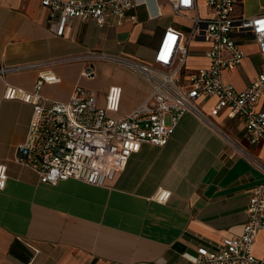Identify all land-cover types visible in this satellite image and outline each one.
<instances>
[{
	"label": "crops",
	"instance_id": "crops-1",
	"mask_svg": "<svg viewBox=\"0 0 264 264\" xmlns=\"http://www.w3.org/2000/svg\"><path fill=\"white\" fill-rule=\"evenodd\" d=\"M139 3L119 21L97 25L92 19H71L64 35L55 36L39 0H0V66L86 55L91 52L152 64L163 31L188 34L195 15L209 17L204 0L175 14L168 0ZM234 15L264 13V0H242ZM241 63L225 71L224 81L237 90L256 77L262 57L255 42L240 37ZM209 43L188 45L186 65L206 66ZM91 66L93 77L83 76ZM60 77L41 93L67 101L76 85L95 93L98 103L112 85L122 88L117 115H126L145 101L149 83L139 73L110 60H76L42 65ZM37 69L0 75V163L8 178L0 189V264H191L183 253L212 246L242 233L252 189L264 181V144H251L238 118L222 111L209 115L215 98L199 100L211 124L194 114L182 115L163 146L142 144L125 169L106 185L69 178L55 185L40 182L13 159L27 135L33 107L5 99L6 85L32 91ZM259 106L264 108V97ZM159 189L170 191L165 202ZM253 252L264 256V233Z\"/></svg>",
	"mask_w": 264,
	"mask_h": 264
},
{
	"label": "built area",
	"instance_id": "built-area-1",
	"mask_svg": "<svg viewBox=\"0 0 264 264\" xmlns=\"http://www.w3.org/2000/svg\"><path fill=\"white\" fill-rule=\"evenodd\" d=\"M175 14L196 8L195 0H168ZM242 0H204L209 17L191 18L188 34L166 28L154 50L152 64L91 52L86 55L32 62L14 67L0 66V75L9 71L37 69L32 91L6 85L5 99H18L33 107L25 140L17 145L14 161L32 170L40 182L55 185L69 178L103 186L121 173L129 157L142 144L163 146L182 115L194 114L211 124L199 106V100L215 98L209 115L222 111L230 119L238 118L251 144H264V13L253 16L234 15ZM47 11V24L58 37L64 35L71 19H92L99 26L117 23L134 9L137 0H39ZM255 42L262 57L260 69L250 85L237 90L224 81L225 71L235 69L244 57L238 38ZM209 43L208 64L190 69L186 65L188 45L192 40ZM86 59L110 60L132 69L149 83L145 101L126 115L117 113L122 88L110 86L104 104L95 93L76 85L67 101H57L41 93L44 84H56L60 77L41 69L42 65ZM93 77L91 66L82 73ZM8 178L5 163H0V189ZM170 191L159 189L155 199L165 202ZM264 233V181L251 191L245 210L241 234L224 238L212 246L200 245L194 254L183 253L191 264H264V256L254 252L255 240ZM25 264H34L31 259Z\"/></svg>",
	"mask_w": 264,
	"mask_h": 264
},
{
	"label": "snow or ice",
	"instance_id": "snow-or-ice-1",
	"mask_svg": "<svg viewBox=\"0 0 264 264\" xmlns=\"http://www.w3.org/2000/svg\"><path fill=\"white\" fill-rule=\"evenodd\" d=\"M262 23H264V22H262Z\"/></svg>",
	"mask_w": 264,
	"mask_h": 264
}]
</instances>
